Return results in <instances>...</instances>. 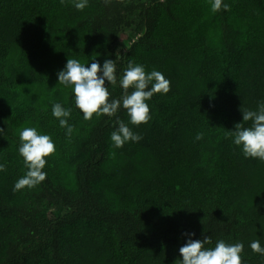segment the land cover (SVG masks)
<instances>
[{
  "label": "trees",
  "instance_id": "16d2710c",
  "mask_svg": "<svg viewBox=\"0 0 264 264\" xmlns=\"http://www.w3.org/2000/svg\"><path fill=\"white\" fill-rule=\"evenodd\" d=\"M223 3L230 10L213 13L210 0H88L83 11L0 0V264H175L186 233L210 236L206 247L242 243V264H264L250 247H264V162L225 136L241 108L264 102V0ZM116 57L118 80L131 60L170 81L146 101V124L122 108L86 121L58 83L68 58L102 67ZM108 88L121 97L119 83ZM54 103L71 109V138ZM117 118L142 139L115 148ZM25 127L49 135L55 153L41 184L14 192Z\"/></svg>",
  "mask_w": 264,
  "mask_h": 264
},
{
  "label": "clouds",
  "instance_id": "9594fccd",
  "mask_svg": "<svg viewBox=\"0 0 264 264\" xmlns=\"http://www.w3.org/2000/svg\"><path fill=\"white\" fill-rule=\"evenodd\" d=\"M64 4V0H60ZM122 2V0H120ZM105 5H110L112 0H103ZM73 6L78 11H83L88 6V0H73ZM211 11L216 13L222 8L230 10L223 0H210ZM115 60L105 59L103 66L94 58L90 66H86L77 59H67L65 68L58 72V83L70 87L74 97V104L89 121L96 117H114L121 108L126 111L128 123L133 126L146 124L151 120L150 107L146 101L155 94L165 95L170 91V81L162 72L152 70L146 72L143 65L129 61L123 69L119 80L117 79V63ZM107 81V84H106ZM119 83L122 95L119 99H112L108 85L115 87ZM242 123L235 124L234 131L226 132V138H232L234 145L238 146L245 158L258 159L264 162V102L258 109L248 110L241 108ZM52 115L59 121L60 127L66 129V136L71 138L74 131L69 125L68 117L71 109L64 108L60 103H54ZM251 122L249 126L246 123ZM118 127L110 134V139L115 148H122L129 141L139 142L142 137L133 133L123 120L116 119ZM4 131L0 129V132ZM203 139V133H197L196 140ZM19 155L23 158L25 174L19 178L13 191L25 188L33 189L41 184L47 177L43 171L47 164L46 158L55 153V144L49 135L39 134L35 127H25L19 131ZM6 166L0 164V172ZM187 242L179 248L181 259L175 264H242L244 245L242 243L229 244L218 240L214 247L212 238L205 236L203 239H192L195 233H186ZM254 253L264 256V247L259 240L250 244Z\"/></svg>",
  "mask_w": 264,
  "mask_h": 264
},
{
  "label": "rangeland",
  "instance_id": "374dc122",
  "mask_svg": "<svg viewBox=\"0 0 264 264\" xmlns=\"http://www.w3.org/2000/svg\"><path fill=\"white\" fill-rule=\"evenodd\" d=\"M135 39H136V38H134L133 40H135ZM130 44H131V42H127V41H123V42H122V44H121V47H122V48H121V49H122V52H123V53H125V52L128 50ZM51 210H52V211H55V208L52 207Z\"/></svg>",
  "mask_w": 264,
  "mask_h": 264
}]
</instances>
